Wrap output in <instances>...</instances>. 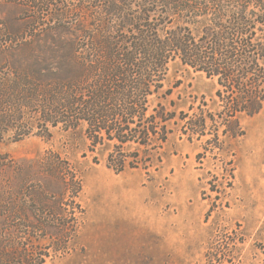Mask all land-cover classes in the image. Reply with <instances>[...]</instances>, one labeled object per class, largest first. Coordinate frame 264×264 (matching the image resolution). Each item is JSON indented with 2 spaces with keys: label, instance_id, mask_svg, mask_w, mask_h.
Listing matches in <instances>:
<instances>
[{
  "label": "trees",
  "instance_id": "obj_1",
  "mask_svg": "<svg viewBox=\"0 0 264 264\" xmlns=\"http://www.w3.org/2000/svg\"><path fill=\"white\" fill-rule=\"evenodd\" d=\"M0 4L18 11L0 22V142L83 126L92 151L110 145L108 168L148 174L171 123L189 141L205 138L198 159L219 158L227 139L245 134L240 117L264 105V0ZM173 61L215 79L212 105L201 95L172 109ZM227 164L220 191L232 187L233 158ZM82 186L81 172L53 146L29 159L0 151V264H52L73 252ZM233 232L215 234L205 264L239 263L244 239Z\"/></svg>",
  "mask_w": 264,
  "mask_h": 264
},
{
  "label": "rangeland",
  "instance_id": "obj_2",
  "mask_svg": "<svg viewBox=\"0 0 264 264\" xmlns=\"http://www.w3.org/2000/svg\"><path fill=\"white\" fill-rule=\"evenodd\" d=\"M17 14L13 6L0 4V22ZM167 83H178L172 109L186 110L201 95L213 104L215 79L179 61L170 63ZM240 124L245 134L227 139L228 153L218 158L207 152L198 159L205 138L189 141L171 123L161 163L148 174L108 168L110 145L92 151L83 126L56 130L50 139L4 140L0 151L29 159L53 146L82 174L85 218L76 248L52 264H205L204 253L220 230L243 237L237 264H264V137L257 132L264 129V105L256 115H242ZM231 158L232 187L220 191L221 169H228Z\"/></svg>",
  "mask_w": 264,
  "mask_h": 264
},
{
  "label": "bare ground",
  "instance_id": "obj_3",
  "mask_svg": "<svg viewBox=\"0 0 264 264\" xmlns=\"http://www.w3.org/2000/svg\"><path fill=\"white\" fill-rule=\"evenodd\" d=\"M257 132H260V134L257 133L260 138L264 137V129H258Z\"/></svg>",
  "mask_w": 264,
  "mask_h": 264
}]
</instances>
